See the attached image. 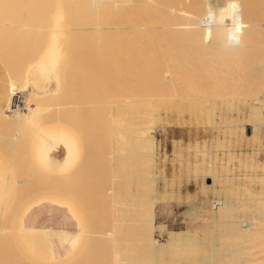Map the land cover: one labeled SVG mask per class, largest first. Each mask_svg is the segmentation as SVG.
I'll list each match as a JSON object with an SVG mask.
<instances>
[{"label":"bare ground","instance_id":"obj_1","mask_svg":"<svg viewBox=\"0 0 264 264\" xmlns=\"http://www.w3.org/2000/svg\"><path fill=\"white\" fill-rule=\"evenodd\" d=\"M0 17L5 19L8 18L6 20L4 19L6 22L0 18V31H3V34L10 32L11 35L10 33L8 35L15 36V38L14 36L12 39L10 38L14 41L12 43H16L11 45L12 61L16 62V64L14 65L13 62L12 65V61L9 60V65L8 59L6 61L9 66H5L7 65L6 61V63L3 62V64L0 62V67L5 72L4 74L8 73L7 71L10 72V76L7 74V78H4L1 83L2 85H0V127H16L22 130L28 128L30 124L42 122L40 127L39 125H33V131L30 133V137L34 138V131L40 129L47 135L71 137L75 142L78 157L81 155L79 147L81 150L83 147L81 148L82 145L78 147L79 144L77 143H80V139L77 142L76 138L78 136L73 133V128L71 130L66 124L74 123L79 111L84 113L86 111L79 105L80 107H77V111H75L76 114L73 111L74 114L72 113V116L69 115L71 114L69 110H67V112L65 111L67 109L66 106L65 109L60 105H62L64 99L70 96V98L82 100L87 96V92L90 93V90L93 91L92 93H94L93 95L97 99V95L101 99L106 100H111L110 96H113L112 101H118L119 98L117 100L114 98L115 94L112 95V93L117 90L124 95L121 96L124 97V100L122 99L123 103L120 106L116 105L117 103L107 106V110L110 111V113L112 112L115 116V118L111 120L110 125L112 128H110L112 132H110V130L108 131L110 132L109 138L111 141H118L121 137L119 143L124 144L123 150L125 151L123 154L127 152V154L125 153L124 155V165L120 166L121 177L122 171L133 172L134 161H140V163H142V167L138 171L139 174L137 173V179L132 182L131 186L136 189L135 192H137L133 195L134 199L138 201L137 203L139 205L141 203L146 207H143V212H140V210L132 212L130 209L127 210L128 208L124 209L123 206V211H121L122 209H119V211L117 209L118 212L113 211L114 222H119L118 227H114V229L118 230L123 222L124 224L129 222L128 220L126 222L123 220L122 222V219H127L125 217L134 216L135 218L137 215L142 216L143 221L147 225H145L143 221H141L143 224L139 225V219L137 218V225H135L137 226L136 230L135 226L133 228V218V224L132 226H128V228L131 227L137 231L138 236L137 234L135 236L141 238V240L138 239L139 243L143 241L142 236L140 237L141 234L143 235L145 239L143 241L144 243L141 242L143 245L139 246L137 252L139 253L140 250L142 251V247L145 249H153L154 256L150 255V251V254L146 251L148 249H146L145 252L149 254V258H151V256L155 257V262L151 261V263L155 264H176L173 257L170 258L171 256H175L176 250L174 251L171 249V247L175 248L174 246H179L177 249L182 250V252L184 251L185 255L183 253L181 256H185L186 259V251H189V257L185 260V264H203L206 260L209 261L208 264H264L263 256H259L260 253H257L258 255L255 253L261 252L260 255H262V253L264 254V166H262L263 170L261 169L260 171L258 168L261 167V165L253 161L251 162V160H243L245 165L249 166L251 170L243 172L241 170L240 172L234 173V177L230 178L226 176V180H223L225 181L223 186H215L209 191L205 182H202L201 189L203 193L208 195V201H202V199H200L201 197H195L194 200L196 201L186 206L184 211V225L181 227L159 229L155 225L157 202L164 199L168 201L175 197L178 202L183 200L181 198L182 195L172 193L175 187L174 179H171V181L166 179V175L160 173L158 170V143L156 139L157 136L153 133L158 117H162L160 114L167 113L170 110H176V113H178V111L186 112V109L188 110L194 107L200 111L199 114H201V116L206 113L209 122H214L216 120L215 115L217 112L223 113V121L217 124H215L216 122L212 123V126H224L226 127L224 130H227L228 133L226 134L225 131V133L221 134L220 130L214 132V134L212 133L213 136L210 138V144L206 147L205 143V146L203 145L204 148L197 149V154L200 152V154H202L201 156L200 154L196 155L197 157L200 156L204 159H209L210 163L205 166L201 174L204 181H206L207 177L212 178V183L209 184L215 183L222 176L226 175V170L230 171L233 169L230 163L236 156L232 145L233 141H238L239 145H248L250 134L245 133L246 130L244 131V127L247 124L246 121L252 122L258 137L260 139L262 138V127L264 126V0H0ZM205 20L209 21L206 23ZM5 27L6 29L7 27L9 28L7 32H5ZM3 34L2 36H4ZM0 41H2V39H0ZM4 47L3 42H0V51H2ZM34 55L37 57L36 62L27 64L29 60H32L30 56L33 57ZM47 78L57 81V85L53 90L47 89ZM29 82L42 88L45 93L40 91L31 93L28 99H26L29 106L28 110L23 107L25 103L21 106L14 107L11 104L12 95L15 92L27 90ZM14 87H17L19 90L11 93V88ZM88 96L90 95L88 94ZM111 103L113 104V102ZM73 107L72 105H70V107L68 106L69 109ZM10 109L14 110V112L9 113ZM233 109L243 111H240L243 113L240 114V119L243 121L228 122L229 119L227 117L229 116V111ZM54 111L58 112V117L62 120L58 124H56L57 121L53 122L55 117L53 114ZM104 111L100 112L104 113ZM158 112L160 113L159 116ZM84 116L85 115H83V117ZM56 117L55 120H57ZM196 117L198 118V115ZM199 118L196 120L198 121ZM124 119L126 121L128 119L129 124L123 123ZM202 119L204 118L200 119L201 122L203 121ZM44 121L48 122L49 125L51 124L49 121H52V124L55 123L56 125L48 126ZM85 122L88 123V120L84 121V123ZM85 124L83 126H85ZM68 126L70 125L68 124ZM89 127L91 128V126ZM119 127V132H116L115 129H119ZM90 128L87 130L90 131ZM105 130L106 129H104V131ZM1 132L2 131H0V134H3ZM99 133L102 132L99 131ZM233 134H235V137ZM90 138H88V141ZM2 139L4 140V137H2ZM14 143V141L13 144L10 142L8 147L6 145L3 147H7V149L14 148ZM3 144L4 143H2V145ZM83 144L84 146L86 145L85 142ZM91 144L92 142L90 146ZM10 145L12 147H10ZM107 145L109 144L107 143ZM88 146L89 145H86L85 149ZM86 151L89 153L88 150H85V152ZM87 153H84V156L82 154V158H86ZM31 154L32 153L29 155ZM104 154L107 155L106 153ZM120 155L122 157V154ZM79 158L81 157L79 156ZM240 160L242 161V159ZM86 164L84 160L83 166L85 168L88 167V164ZM119 164H121V162ZM33 165L36 166V164ZM109 165H111L109 168L113 166L110 163ZM3 166L4 168L6 167L5 164ZM1 169H3V167L0 164V173H2ZM102 169L104 170V168ZM197 169L199 170L200 167H197ZM80 171L82 172L79 168V172ZM108 173L111 174V172ZM31 174H34V172H31ZM47 174H49L48 181L40 176L44 179L43 182L46 184V187L44 184L40 186L39 183L33 185L35 179H33L31 184V178H29L30 184L28 185H31V187L36 185L38 189L40 187L42 191L41 196H43V194L60 196L70 201L75 208L79 207L77 200L72 199L73 197L69 195L68 197L66 196L68 192L65 196H62L59 191L58 193L51 192V190L55 188L58 189L62 187L60 190H64L63 188H65L67 191L68 188L75 187V185L73 186L68 181V184H70L69 187L67 181H64L66 179H62V176L64 177L67 174H57V171L54 177L52 174L50 176V173ZM83 174L85 175V173ZM242 174H246L250 177L248 181L246 180L245 188H242L240 186L241 182L237 181ZM52 177L53 179H50ZM115 177L116 175L113 177L114 180ZM130 177L128 180L132 179V177ZM39 179L40 178H37L36 182L41 181L40 183L42 184V180ZM116 182L117 179L115 180V184ZM254 183L255 185L256 183H260L261 185L260 187H256ZM123 184L125 185V183ZM112 185L114 184L112 183ZM119 185L120 187L123 186L121 183H119ZM119 185H117V188H120ZM126 185H128L127 180ZM26 186L27 185H25V189L26 192H28L29 186L27 188ZM160 186H162V188ZM44 188L50 191L46 192ZM101 188L103 187L100 185V189ZM128 190L127 187V192ZM131 192L133 191L131 190L130 193ZM202 192H200V194ZM132 194H130V196ZM70 195L72 196L73 194ZM120 196L122 197V195ZM38 197H40V195H37L34 199ZM119 198L117 197V199ZM190 199H187V201L191 202L192 200ZM131 200L132 203L133 201L134 203L136 202L133 198ZM78 202H80V200ZM94 203L92 204L93 207ZM76 205L78 206L76 207ZM115 205L117 206V203ZM116 206L115 208L119 207V205L118 207ZM79 210H81V208ZM90 213L93 214L92 212ZM90 213L88 212L87 215H90ZM105 218L104 216V219ZM88 219H91V217ZM97 223L96 225H98ZM112 225H114V223H111V226ZM139 226L142 227L143 231L140 232V234L138 231ZM103 228L104 226H102V229ZM106 229L108 230L107 234L110 235V228L108 229L107 227ZM128 230L127 228L119 229L117 233H111L109 239H113V243L116 240V244L114 243L113 245V243L108 244L106 242L109 248L113 245L111 248L113 247L112 249L114 250L117 249V255L121 252H124V254L122 253L120 255H126L129 249L133 252L134 248H138L137 246L131 249V243H129V245L127 243V246H122V243L125 244L127 236L131 235ZM88 232L90 231L87 229L85 236L89 234ZM130 232L135 233L134 231ZM37 233V230L28 233L24 232L22 237L26 236L29 238L31 234L36 235ZM94 233L93 231V234ZM153 235L155 238L160 239L168 251H162L161 248L150 244L149 241ZM95 236H97V234H95ZM106 236V239H108V235ZM111 237L114 238L111 239ZM106 239L104 241H106ZM127 241L130 242L129 240ZM131 241L135 242L136 240ZM178 241L183 242L182 244H176ZM77 244L78 241H74L73 245L75 247ZM203 247H208L210 255L206 256L202 254L201 249ZM80 248L84 250L85 248L87 249V247L78 246L74 251H78V256L82 257L83 251L80 250ZM86 249L84 251H87ZM117 251H119V253ZM125 251L127 252L125 253ZM173 251L174 253L171 255ZM204 251H206V249ZM74 252L71 250L65 256L57 259L55 258L57 263L55 261L52 263L72 264L70 262H79L83 257H86L85 255L81 259H76L77 257L75 255H77V253L75 254ZM107 252L105 251L106 254ZM137 252L135 251L132 254ZM142 252H140V254ZM100 253L101 252H99V254ZM27 254L28 251L25 255H30ZM109 254L110 261L108 262H111V256L115 254V252L112 255ZM132 254H127L122 257L126 260L129 258L128 260H130L132 259ZM142 254L144 255V252ZM250 254H252L251 256L253 258L255 257L256 259V256H258L260 259L257 258L256 261H253V259V262H250L249 259H251V256H249V259L247 257ZM253 254L256 256H253ZM25 255H22L23 258H25ZM102 256L104 257V255ZM47 257L49 258L50 256ZM103 257L99 259L102 260ZM137 257L138 254L133 258L134 260L132 259V262L134 261L136 263L139 261L141 256L138 260ZM144 257L146 256L144 255ZM119 258V260H123L121 257ZM185 258H181L182 261H184ZM167 259L171 262H167ZM126 260L124 263H130V261L127 263ZM142 260L143 259H141V261ZM146 260L147 262L145 263H150L148 259ZM115 261L117 260H114V262ZM121 263L122 262H120V264Z\"/></svg>","mask_w":264,"mask_h":264},{"label":"rangeland","instance_id":"obj_2","mask_svg":"<svg viewBox=\"0 0 264 264\" xmlns=\"http://www.w3.org/2000/svg\"><path fill=\"white\" fill-rule=\"evenodd\" d=\"M0 18H2L3 21L8 19V18L5 19L3 17H0ZM208 21L205 20L206 23ZM8 25H9V22H8ZM8 25H6V26H8ZM9 27H11V26H9ZM4 29H6V27ZM7 29H9V28L7 27ZM7 29H6L5 32H7ZM0 30H1V28H0ZM3 33H4L3 31H0V39H2V41H0V42L1 43L3 42V44L5 46L4 49L2 51H0V62H1V64H3V62H5L8 59L7 61L9 62V65H10V61L13 60L12 59V54H11L12 53V46L11 45L12 44H16V43H12L14 41L11 40L14 35L10 36L11 35L10 32H9L10 35H8L9 33H7V34H3ZM2 34L4 36H2ZM14 38H15V36H14ZM18 39H16V40H18ZM19 44H20V42H19ZM35 56L36 55L33 56L34 58L32 56H30V58H32V60H29L27 62V64H31V63L36 62L37 57H35ZM26 58H27V56H26ZM26 61H27V59L25 60V63L23 62L25 65H26ZM8 62H7V65H5V64L4 65L5 66H9ZM13 62L14 61L11 62L12 65H13ZM15 64H16V62H14V65ZM7 72L8 73L4 74L5 72L0 67V76H1L0 77V85H2L1 84L2 80H4V78H7L6 75L10 73L9 71H7ZM8 76H10V74ZM56 85H57V81L55 79H48L47 78L46 86L48 87L47 88L48 90H53L56 87ZM11 89H12L11 93L13 91L19 90V89H17V87H14V88H11ZM44 90H45V88H44ZM34 91H40V92L45 93L42 90V88L35 86V84L32 83V82H29V87H28L27 90L21 92L22 96H23V99H24L23 103H25L23 107L26 110L29 109V106L27 104L26 99H28V96L31 93H33ZM89 92L90 93L87 92V96L85 97L86 99L83 98L82 100H76L75 98H70L71 97L70 96L69 98L63 100L62 105L59 104L63 108H65V106H66L67 109L65 108L66 109L65 111L67 112V110H69L71 112V114H69V115H72V116L74 114L73 111L74 112L77 111V107L81 106L86 111L85 113L82 112V111H79L77 113V115H76V120L74 121V123H67L66 124L67 127H69L71 130L73 128V130H72L73 133L76 136L79 137V138L78 137L76 138L77 142L80 139V143L78 142L77 144H79L78 147L80 145H82L81 148L83 147L82 150L79 147V150H80V153H81V155H79V156L81 158H79V156L77 157V151H76L75 142H74V140L71 137H63L62 136L61 137L62 138V142H61L59 148H56V147H44V148L41 149V152H40V148H39L40 142H39V144L37 146H36V143L40 139V136L42 134H45V133H43L41 131V129L37 130V131H34L35 132L34 133V138L30 137V133L33 131V125H39V127H40L41 126L40 124H42V122L38 123V124H30V126H28V128L22 129V130L21 129H17L16 127L15 128L6 127V126H2V127H5V128L0 127L2 129V130L0 129V131H2L1 133H3V134H0V164L3 167V169H1L2 173H0V192H3V191H1V190H3V188H5V190H6V192L4 194H2V197L6 198V199H4V201L2 203V206L0 208V264H22V263L23 264L24 263L25 264H28V263L29 264H49V263L50 264H55V263H52L56 259H55L54 253L52 252V246H53L54 242H52L51 238H55L58 234L54 235V236H51L50 237L51 241L50 240L48 241V244L51 247V249L47 248L46 246H43L42 248H37V249L34 250L33 247H32L33 245H30V244H32L31 240L28 237H26V236H25L26 238L24 236L22 237V235H24V234L22 233L21 228H22L23 216H24L25 208L29 204L28 202H32L31 200H33L37 195L38 196L40 195V198H45V197L46 198H50L48 196V194L47 195L43 194V196H41V192L42 191H41L40 187L38 189L37 188L38 186L35 185V186L31 187V185H28V184H30V183L32 184L33 179H35V182H33V185L39 183L40 186H42L44 184V182H43L44 179H42V178H45V180L48 181L49 180L48 179L49 174H47V173H50V176L52 174V176L54 177V175L56 174V171H57V174H61V175L62 174H67V175H65L66 177L62 176V179L64 180V178H65L66 180H64V181H67V184H68V181H69V183L72 184L73 186L75 185V187H70V184H68V186L71 188V191H70V188H68L69 190L67 189V191H66L65 188H63L64 190H60V189H62V187H60L58 189H56L54 187L55 189L51 190V192L52 193H54V192L58 193V191H59L62 194V196L63 195L65 196L66 193L68 192V194L66 195L67 197L69 195L70 197H73L72 199L77 200V204L79 205V207H77L78 205H76V207L78 209L73 207V205L70 202H69V204L75 210V212H76V214H77V216H78V218L80 220V224H81V226H80L81 230L73 238H71L70 235L69 236L68 235H66V236L62 235V236H60V239L64 243H69L70 246L72 247L73 252L77 249L78 246H84V248L87 247V249L85 248L87 251H84L85 249L83 250V249L80 248V250L83 251L82 252V257L85 256V255H86V257L82 258V257L78 256L79 255L77 253L78 251L74 252L75 254L77 253V255H75L77 257L76 259H78V258L81 259L82 258L81 260H79L80 263L77 262V261H72L70 263H72V264H88V263L89 264H113V263L114 264H120V262H122L121 264H126V263H124V261L126 259H124L123 257L126 256L127 254L131 255L135 251L137 252V249L139 250V246L143 245L141 243V242H143L145 240L143 235L142 234L140 235V237L142 236V238H143V241H140V243H139L138 239L141 240V238H137L135 236L137 234V231H136L137 230V226H135V225H137V222H136L137 218L140 220V222L138 220L139 225H142L143 223L145 225H147L143 221L142 216H140V215L135 216V218H134V216L125 217L127 219L126 220L122 219V222H123V220L125 222L128 220L129 222H126L125 224L123 222L121 227L118 228V230L127 228V230L129 229L128 230L129 234H131L130 236L128 235L127 238L125 239L126 241L129 240L130 242H128V241L126 242L124 240L125 244L122 243L123 247H124V245L127 246V243H128V245H129V243L132 244L134 241H131V240H136L132 245L130 244V247L132 246L131 249H133L134 247L138 246V248H134L135 250L133 249V252L129 249L128 252L125 251V253L127 252L126 255H120L122 253L124 254V252H121L119 255H117V253H116L117 249L114 250V249H112L113 247L111 248V246H113L114 243L116 244L117 242H116V240L114 241V243L112 242V240H113L112 238H114V237H111L112 240L109 239L111 233H113V234L117 233L118 230L114 229V227L117 228L118 225H119V222L118 223H115L117 221L114 222L113 211L114 212H118L119 209L120 210L122 209L121 211H123V208H122V206H123L124 209L128 208L127 210L130 209V211H132V212H137V210L138 211L140 210V212H143L144 208L146 207V206L144 207L143 204H141V203L139 205L137 203L138 201L136 199H134L133 195H135L137 192H135L136 189L132 188V186H131L132 182H134V180L137 179L136 178L137 177V173H138L139 169L142 167V165H141L142 163H140V161L139 162L138 161H134V163H133V168H134L133 172L132 171L131 172L130 171L129 172L122 171V177H121L120 166L124 165L123 164L125 162L124 155H125V153L127 154V152H125L123 154V152L125 151V150H123L124 149L123 148L124 144L123 143H119V141H121V137L119 138L118 141L117 140H112L111 141V139L109 138V133L112 132V130H111L112 127L110 125L111 124V120H113L115 118V116L112 114V112L110 113V111L107 110V106H111V105H114L116 103H117L116 105L120 106L123 103L122 99L124 97H121L123 94L116 90L117 93L114 92V93H112V95L115 94L114 98H116L117 100L119 98V100L118 101H116V100L112 101L113 100V96H110L111 100H106V99H101L96 93V95L98 97V99H97L96 97H94V95H93L94 93H92L93 91L90 90ZM88 94L90 96H88ZM116 94H118V95H116ZM91 95H92L93 98L91 97ZM120 97H121V99H120ZM66 101L68 102V104H67ZM69 101H71L73 104L71 102H69ZM111 102H113V104ZM77 103H78V105H77ZM70 105H72V107L73 106L74 107L69 109L68 106L70 107ZM56 106H58V105H56ZM60 106H58V107H60ZM104 106H106V107H104ZM104 110H107L108 112L104 111ZM188 110L186 109V112L185 111H183V112L182 111H178V113H176L177 112L176 110H174V111L170 110L167 113H163V114H160L158 112V116L160 114V115H162V117L159 116L160 119L158 117V120L156 122V126L157 127L155 126V128L153 129V133L156 134V136H157L156 137L157 143H158L157 144V148H158V153L157 154L159 155L158 158L160 159V160L158 159V162H157V164L159 166L158 170H159L160 173L166 175V179H168L170 181H171V179L172 180L174 179L175 187H174V190H173L172 193H174L176 195H182L181 198L183 200V201L178 202L177 198L175 197L176 200H175V198H173L174 200L171 198L168 201L166 199H164V200H161V201L157 202V204H156V218H155V221H156V227L159 228V229L181 227L182 225H184V218H185L184 211L186 209V206L191 205L194 201H196V200H194L195 197H201L200 199H202V201H208L207 200V198H208L207 196L208 195L203 193L202 189H201V183L202 182H205V185H206L207 189L210 191V189L214 188L215 186H223L224 185L223 183L225 182L223 180H226V176H227V178L228 177L229 178L230 177H234L233 174L237 173V172H240L241 170H242V172L243 171H250L251 168L249 166L245 165V162H244L245 160H249V161L251 160V162L253 161L254 163H257V164L261 165V167L258 168V170H260V171H261V169L263 170L262 166H264V138H263L264 137V126L262 127L263 136L260 139L258 137V135H257V132L253 128L252 122L246 121V123H247L246 126L247 127L246 126H245L246 128L244 127V131L246 130L245 133L250 134V136H249L250 140H249L248 145L246 144L247 147L245 145H239L238 141H233L232 145L234 147V151H235V154H236V156L234 157L235 159L233 158L231 160V162H230L231 165L233 166V169L230 170V171L226 170L225 171L226 175L222 176L220 179H218V181H216L213 184H209V183H212V178L211 177H207L206 181H204V179L202 178L201 174L203 173V171H204L203 169H205V166H207L210 162H209L208 158L204 159V158L200 157L202 155V154H200L201 152L199 153L200 156L197 157L196 155H199V154H197L198 153L197 149L198 148H204L205 143H206V147H207L210 144V141H211L210 138L213 136L214 132H218L219 130H220L221 134L225 133V131H226V134L228 132H227V130H224V128L226 129V127H224V126H220V127L212 126V123L216 122L215 124H217V123L223 121V113L217 112L216 115H215V119L216 120L214 122H212V121L209 122L208 121L209 118L206 117L207 116L206 113H204V115L201 116V114H199L200 111L195 109L194 107H192L190 109L192 112L190 110L189 111ZM196 110L198 111V113H197ZM69 111H68V113H69ZM100 111H104V113H102ZM240 111H242V110L233 109L232 111H229V116L227 117L229 119L228 122L243 121L242 119H240V114H243L242 113L243 111L242 112H240ZM10 112H14V110L10 109L9 113ZM245 112H247V111H245ZM95 113H97V114H95ZM201 113H203V112H201ZM53 114L55 115V117L57 116L56 117L57 120H55V117H54V121L53 122L57 121L56 124L60 123V121H62V120L58 117V115H59L58 112L54 111ZM75 114H76V112H75ZM78 114H79V116H78ZM100 114H102V115H100ZM83 115H85V116L83 117ZM197 115H198V118L200 117L198 121H200L201 118H204V119H202L203 120L202 122L201 121L198 122L196 120V119H198L196 117ZM108 116H109V118H108ZM205 118H206V120H205ZM77 120H78V122H77ZM87 120H88V123L85 122L86 123L85 124L84 121H87ZM123 121H124L123 123L129 124L128 119H127V121L125 119ZM49 122L51 123L50 124L51 126L56 125L55 123L52 124V121H49ZM45 123H47L46 125L50 126L48 124V122H45ZM61 123H63V122H61ZM68 124L71 127L68 126ZM84 124H85V126H83ZM107 125H109V126H107ZM78 126H79V128H78ZM89 126H91L92 130H91V128ZM92 126L94 127V129H93ZM82 127L84 128V130H83ZM89 128H90V131H92V132L87 130ZM95 129H97L98 131L95 130ZM104 129H106L105 130L106 132L104 131ZM93 130H95V131H93ZM109 130H110V132H108ZM115 130H116V132H119L120 127H119V129H115ZM99 131H101L102 133H99ZM113 132H115V131H113ZM79 133H80L81 136L79 135ZM96 134H97V137H96ZM233 135L235 137V134H233ZM1 136L4 137V140L2 139ZM88 138H90L89 141H88ZM86 139H87V141H86ZM94 140H95V142H94ZM13 141L15 142L14 143L15 147L7 149V147L9 146L8 144L10 142H12V144H13ZM49 141L51 143H53L52 139H50ZM81 141H83V142H81ZM204 141H206V142H204ZM84 142H85L86 145H89L88 147H86V149H85L86 145L84 146V144H83ZM91 142H92V144L90 146ZM106 142L110 146L107 145ZM2 143H4V144L2 145ZM4 145H6L7 147L4 148L5 147ZM10 147H12V146L10 145ZM35 147H37L39 158L37 156ZM241 147H243V148H241ZM260 147H261V149H260ZM94 148H96V149H94ZM97 148H99V149H97ZM89 149H91V150H89ZM85 150H88L89 153H87V151L85 152ZM30 153H32V154L29 155ZM84 153H87L88 157L85 155L87 159L85 157L82 158V154L84 156ZM104 153H106L107 155H105ZM120 154H122V157H121ZM93 158H95V159H93ZM44 159H45V162L47 163V165L51 166V167L46 166V163L44 162ZM78 159H79V161H78ZM240 159H242V161L243 160L244 161L242 162ZM84 160H85V163L88 164V165L86 164L88 166L86 168L83 166ZM31 162H33V163H31ZM120 162H121V164H119ZM109 163L113 165L111 168H109L111 166V165H109ZM4 164L6 166L5 168L3 166ZM33 164H36V166H34ZM89 164H90V166H89ZM9 165H10V167H9ZM244 165H245V168H244ZM80 166L83 167V168H81ZM34 167H35L36 170L34 169ZM91 167H92V169L94 167V169H93L94 171L91 169ZM100 167H101V170H100ZM197 167H200V169L198 170ZM241 167H242V169H241ZM246 167H247V169H246ZM79 168L82 170V172L81 171L79 172ZM102 168H104V170ZM115 168H116V170H115ZM32 169H33V171H32ZM86 169L88 170L89 173L87 172ZM112 169H113V171H112ZM13 170H14V172H13ZM38 170H39V172H38ZM106 170L108 172H111V174L108 173ZM117 170H118L119 173L117 172ZM40 171H41V173H40ZM31 172L32 173L34 172V174H31ZM77 172H78V174H77ZM15 173H16V175H15ZM83 173H85V175ZM95 173L97 174V176H96ZM105 173H106V175H105ZM30 174L32 175V177H31ZM130 174H131V177H132V179H130L131 182H130V180H128L129 177H130ZM70 175H71V177H70ZM91 175H93V176H91ZM115 175H116L115 180L117 179L116 184H115V180L113 178ZM133 176H134V178H133ZM240 176L241 177L237 181H240L241 182L240 186L242 188H245L246 187V182L248 181V179L250 177L248 175H246V174H242ZM244 176L248 177V178H245ZM53 177L50 178V179H53ZM22 178H23V180H22ZM29 178H31V180H32L30 183H29V181H30ZM37 178H40L42 180V184L40 183L41 181L36 182ZM126 180L128 181V185H126ZM20 181H22V182H20ZM112 183L114 185H112ZM119 183H121V185H123V186L120 187ZM123 183H125V185ZM81 184H82V186H81ZM99 184L103 188L100 189V185ZM108 184H109V186H108ZM25 185H27L26 188L29 186L28 187V192H26ZM44 185L46 187V184H44ZM104 185H106V186H104ZM117 185H119L120 188H117L118 187ZM254 185H255V183H254ZM260 185H261L260 183H256L255 186L256 187H260ZM86 186L87 187L89 186V187L87 188ZM90 186H91L92 190L90 189ZM126 186L129 189L128 192H127V187ZM123 187H125V188H123ZM160 187L162 188V186H160ZM44 189L46 190V192L50 191V190L47 191V188H44ZM51 189H53V188H51ZM116 190H117V192H116ZM131 190L133 192L130 193ZM24 191H25V193H24ZM200 192H202V193L200 194ZM70 194H73V195L71 196ZM80 194H81V196H80ZM117 194H119V195H117ZM130 194H132V195L130 196ZM120 195H122L123 198ZM116 196L118 198L119 197L120 198L117 199ZM88 198H89L90 201L88 200ZM132 198H133V200L136 201L135 203H134V201L132 203V200H131ZM190 198H192V199H190ZM126 199H127V201H126ZM187 199H190L192 201L188 202ZM34 200H37V199H34ZM79 200H80V202H78ZM81 200H82V202H81ZM91 200H92V202H91ZM93 203H94V207L92 205ZM116 203H117V206L115 205ZM83 204H85V205H83ZM100 204H101V206H100ZM102 204H103V206H102ZM118 205H119V207H118ZM128 205H129V207H128ZM115 206L118 207V208H115ZM140 206H141V208H140ZM18 208L20 209V211H19ZM80 208H81V210H79ZM82 209H83V211H82ZM117 209H118V211H117ZM101 211H102V213H101ZM88 212L89 213L92 212L93 214L90 213V215L89 214L87 215ZM82 215H84V216H82ZM104 216L106 217L105 219H104ZM90 217H91V219H88ZM98 217H99V220H98ZM132 219H133V222H134L133 228L135 226L136 230L132 229L131 227L128 228V226H132V224H133L132 223ZM130 221H131V223H130ZM141 221H143V223ZM96 223L98 225H96ZM111 223H114V225L111 226ZM120 224H121V221H120ZM123 225H125V226H123ZM102 226H104L103 229H102ZM107 227H108V229L110 228L109 229V231L111 232L110 235L107 234V231H108L106 229ZM87 229L90 232H88L89 234L85 236V234L87 233ZM104 229H106V230H104ZM93 231L95 232L94 234H93ZM96 231H97V233H96ZM104 231H106V232H104ZM130 231H132V232L136 231V232L135 233H131ZM138 231H139V234H140V232H143L141 226L138 227ZM95 234H97L98 237L95 236ZM133 234H134L135 237L133 236ZM106 235H108V239H106L107 238ZM137 236H138V234H137ZM105 239H106V241H104ZM147 239H149V238H147ZM152 239H153V241H152ZM26 240H27V242H26ZM76 240L78 241V244L75 247L73 245V243ZM106 242L108 244H110V243L112 244L113 243V245L110 246L111 249L109 248V246H107L108 244ZM118 242H121V241H118ZM149 242L153 246L155 245V246L161 248L162 251H168L166 249L165 245L162 244L160 239L155 238L154 235L151 236ZM153 242H154V244H153ZM182 242L183 241H178L176 244H180V243L182 244ZM138 244H140V245H138ZM174 247L175 248L171 247V249H173L174 251L176 250L175 254H174L175 256H171L174 253V251H173V252H171V255H170L171 257L170 258L173 257V259L175 260L176 264H185V260H187L188 257H189L188 256L189 251L188 252L186 251V254H187L186 255L187 259H186L185 256L184 257L181 256V255H183L184 251L182 252V250L177 249V248H179V246L178 247L174 246ZM142 249H143L142 251L144 252V255L146 257H144V255L142 254L143 252L141 250H140V252H142L141 254H140V252L132 254V259L134 257H136L137 254H138L137 260L141 256L140 260L137 261L136 263L133 261L134 264H142V263H144V264H155V263H151V261L155 262V257H152V256H154V251H152L153 249L146 248V249H148V250H146L143 247H142ZM149 249H151V250H149ZM205 249H206V251H204ZM111 250H113L115 252V254H113L114 252L111 251ZM145 250L148 253H149V251L151 252V254L149 253L150 255H152L151 258L148 257L149 254H147V252H145ZM23 251L25 253H27V251H28L27 255H29V254L30 255L26 256ZM46 251H48V252H46ZM105 251L106 252L108 251L111 254H109L108 252L106 254ZM201 251H202L203 255H206V256L210 255V250L208 249V247H203L201 249ZM21 252H22V254H21ZM99 252H101V253L99 254ZM117 252L119 253V251H117ZM102 253H104V254H102ZM179 253H182V254H179ZM255 253H256V255H258L259 253L261 254V252H255ZM47 254H49V255H47ZM108 254L109 255L113 254L111 256L112 257L111 258L112 259L111 262H108V261H110V258H109L110 256H108ZM260 254H259V256H261V257L263 256V258H264V254L263 253H262V255H260ZM22 255L23 256L25 255V258H23ZM102 255H104V257ZM184 255H185V253H184ZM251 255L252 254L247 256L248 259H249V256H251ZM256 255L253 254V256H256ZM47 256H50V257L48 258ZM100 257H103L102 258L103 261L101 259H99ZM119 257H121V259H123V260H119L120 259ZM256 257L259 258L258 256H256ZM94 258H96V259H94ZM125 258H127V257H125ZM144 258H145V260L148 259L149 260L148 262H150V263H145V262H147V260L145 261ZM181 258H185L184 261H182ZM90 259H92V260H90ZM128 259L126 260L127 263H128V261H130V263H128V264H131V263L133 264L132 259H130V260H128ZM141 259H143V260L141 261ZM256 259H255V257L253 258L251 256V259H249V260L251 262L252 260L256 261ZM105 260H106V263H105ZM114 260H117V261H115L116 263L114 262ZM45 261L49 262V263H46ZM81 261H82V263H81ZM118 261H120V262H118ZM73 262H75V263H73ZM167 262H171V261H169L167 259ZM208 262L209 261L206 260V261L203 262V264H205V263L208 264ZM63 264H66V263H63ZM194 264H196V263H194ZM209 264H211V263H209Z\"/></svg>","mask_w":264,"mask_h":264},{"label":"crops","instance_id":"obj_3","mask_svg":"<svg viewBox=\"0 0 264 264\" xmlns=\"http://www.w3.org/2000/svg\"><path fill=\"white\" fill-rule=\"evenodd\" d=\"M61 137L62 136L58 135L42 134L40 136V139L36 143V146L40 142V152L41 149L44 147L59 148L62 142ZM50 139H52L53 143L49 141ZM35 149L38 156L37 147H35ZM46 166H48L47 163ZM1 191L3 192H0V208L4 201L2 194H4L6 190L5 188H3V190ZM48 196L50 198L38 197L36 198L37 200H32V202H30L26 206L21 230L22 233H28L33 230L38 231L36 235L31 234V236L29 237L34 250L37 248H42L43 246H48V248L51 249L48 244V241L50 240L51 236L58 234L55 238H51L52 242H54L52 246V252L54 253L55 258L57 259L65 256L69 251L72 250V247L69 243H64L61 241L60 236L70 235L71 238H73L81 230V224L75 210L69 204L70 201L60 196ZM73 207L75 206L73 205Z\"/></svg>","mask_w":264,"mask_h":264},{"label":"built area","instance_id":"obj_4","mask_svg":"<svg viewBox=\"0 0 264 264\" xmlns=\"http://www.w3.org/2000/svg\"><path fill=\"white\" fill-rule=\"evenodd\" d=\"M24 102L23 96L21 92H15L12 95V100H11V104L15 107V106H21Z\"/></svg>","mask_w":264,"mask_h":264}]
</instances>
